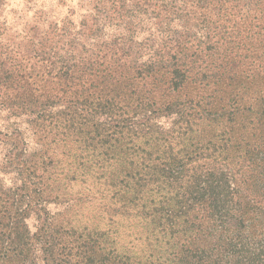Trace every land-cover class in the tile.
<instances>
[{
	"label": "trees",
	"instance_id": "16d2710c",
	"mask_svg": "<svg viewBox=\"0 0 264 264\" xmlns=\"http://www.w3.org/2000/svg\"><path fill=\"white\" fill-rule=\"evenodd\" d=\"M90 1L0 65V264H264V0Z\"/></svg>",
	"mask_w": 264,
	"mask_h": 264
},
{
	"label": "rangeland",
	"instance_id": "374dc122",
	"mask_svg": "<svg viewBox=\"0 0 264 264\" xmlns=\"http://www.w3.org/2000/svg\"><path fill=\"white\" fill-rule=\"evenodd\" d=\"M90 3V0H0V65L25 63L17 54L28 43L29 34L31 33L36 34V36L38 33L49 34L51 42L47 44L51 47L54 46L56 38L55 36L52 37V34L66 32V34H71V37L81 36L85 27L82 24L83 20H86L88 15L95 13ZM103 32L105 36H114L118 33V29L113 25H109L105 26ZM144 35V33L140 34L139 38ZM25 119V115L14 116L0 104V132H9L14 128H19L24 132L27 149L31 153L38 149V145L33 141ZM5 152L6 147L0 141V182L8 187L17 180L14 172L3 171L2 169ZM70 187L75 186L72 183ZM67 206L68 203L50 202L47 204V207L53 213L62 212ZM83 211L86 210L80 207L79 210L72 212V217L82 218ZM130 221L124 220L121 224H118L120 226L116 225L115 227H119V230H121ZM33 223V219H30L31 228ZM99 223H101L100 229L106 230L109 228L105 219Z\"/></svg>",
	"mask_w": 264,
	"mask_h": 264
}]
</instances>
